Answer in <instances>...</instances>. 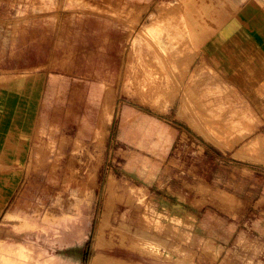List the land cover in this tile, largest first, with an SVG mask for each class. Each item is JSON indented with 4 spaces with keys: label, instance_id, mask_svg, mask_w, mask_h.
<instances>
[{
    "label": "crops",
    "instance_id": "0c3cea01",
    "mask_svg": "<svg viewBox=\"0 0 264 264\" xmlns=\"http://www.w3.org/2000/svg\"><path fill=\"white\" fill-rule=\"evenodd\" d=\"M108 1L121 2L127 8L173 2L0 0V72L5 77L0 85V264L7 258L16 264H71L70 235L59 238L56 234L61 229L70 232L72 216L78 218L74 228L80 235L90 232V204L76 198L80 206L73 211L70 201L75 198L68 202L56 198L54 171L47 166L39 170V158L32 150L39 136L47 139L55 129L70 141L69 146L72 141L93 138L102 129L109 137L114 118L112 115L110 123L104 119L106 96L113 98L118 91L120 38L129 32V26L82 5L97 3L102 9ZM180 2L188 4L193 45L204 51L207 65L218 71L224 82L239 89L245 108L256 117L255 136L264 137V0ZM204 5L208 14L205 27ZM216 8L223 16L215 24ZM56 113L62 115L57 122ZM125 113L127 118L135 114L130 106ZM130 118L122 124V132L127 131L122 133L127 135L121 138L122 144L138 145L135 140L142 142L150 131L144 144L156 136L170 151L175 146L180 152L167 155L162 167L176 164L180 170L174 177L188 182L182 165L191 160L192 179L222 190L234 203L222 208L201 203L183 187L160 192L156 187L159 170L145 156L122 162L114 157L106 173L115 176L116 194L124 201L114 203L116 230L96 235L94 247L113 254L123 252L115 257L123 264H264L263 160L239 159L245 170L238 172V188H232L227 186L225 174L215 171L214 144L207 142L206 153L183 154L182 141L171 136L173 128L160 129L165 133L156 135V129L132 123ZM219 153L225 157V152ZM124 178L125 187L120 186ZM124 228L130 229L128 234L122 233ZM140 228L157 231L142 236ZM108 242L114 245H100Z\"/></svg>",
    "mask_w": 264,
    "mask_h": 264
},
{
    "label": "rangeland",
    "instance_id": "374dc122",
    "mask_svg": "<svg viewBox=\"0 0 264 264\" xmlns=\"http://www.w3.org/2000/svg\"><path fill=\"white\" fill-rule=\"evenodd\" d=\"M172 1L128 8L121 2L108 1L107 7L102 9L96 7L97 3L82 4L88 11L97 10L127 24L129 32L120 38L122 46L119 62L122 67L117 94H114L112 100L110 94L106 96L109 99L106 100L108 106L110 100L115 102L112 108L113 128L109 137L107 130L102 129L93 138L72 141L69 146L70 141L55 129L47 139L39 136L32 150L39 158V170H45L47 166V169L54 171L56 198H66L67 202L68 199L75 198L70 201L73 211L79 209L78 198L85 199L90 204L87 215L92 222L90 226L87 223V230L90 232L85 237L79 234V229L74 228L78 218L73 216L70 232L61 229L56 234L59 238L70 235L71 264H91L92 261L93 264H123L115 259L123 252L113 254L94 247L96 235H109L116 230L112 222L114 203L124 201L123 196L116 194L118 181L115 176L111 172L106 173L111 167V158L116 157V162H122L121 160L136 159L139 155L145 156L159 170L156 187L160 192L183 187L200 199L201 203H214L221 208L234 203L233 198L222 190L201 179H192L191 160H186L182 165L188 182L182 183L174 177L175 171L180 170L176 164H170L168 168L162 167V160L167 155L171 157L180 152L175 150V146L170 151L169 147L163 145L164 140L160 141L156 136L148 141V145L144 144L150 131L143 135L142 142L135 140L138 145L131 147L122 144L121 138L127 137L124 135L127 131L122 132L125 128L122 124L130 117L133 119L132 123H139L141 126L148 124L147 128L156 129V135L164 134L165 131L161 130L165 127L173 128L171 136L182 141L183 154H194L197 150L206 153L207 142L214 144L215 171L225 174L227 186L232 188H238V172L245 170L239 159L264 162V137L255 136L254 132L258 124L256 117L251 113L252 110L245 108L239 89L224 82L222 75L207 65L204 51L193 45L188 4H181L180 0L177 3ZM112 4L120 8H112ZM181 13L185 14V19ZM201 14L204 16L202 23L205 27L208 16L206 5ZM213 16L215 24L218 19L221 21V9L216 8ZM152 23L156 24L155 29H151ZM7 38L12 41L11 36ZM3 73L0 72V75ZM1 76L0 85L5 81V77ZM128 106L134 109L135 114L127 118L125 110ZM55 115L56 122L62 118L61 114ZM129 137L131 138L130 135ZM219 148L225 152V157L219 153ZM246 170L249 171L250 168ZM121 185H128L125 178ZM59 192L64 194H58ZM140 229L142 236L150 235L153 229L157 231V228L146 232H143L144 228ZM129 231L124 228L122 233L128 234ZM104 239L102 242H107ZM100 245L106 248L114 244L108 242ZM151 245L156 248L155 243ZM94 255L98 257L97 260V257L93 258ZM3 263L16 264V261L7 258Z\"/></svg>",
    "mask_w": 264,
    "mask_h": 264
},
{
    "label": "bare ground",
    "instance_id": "6f19581e",
    "mask_svg": "<svg viewBox=\"0 0 264 264\" xmlns=\"http://www.w3.org/2000/svg\"><path fill=\"white\" fill-rule=\"evenodd\" d=\"M182 14V16H183V18L185 19V14L184 13H181ZM151 29H155V27H156V24L155 23H152L151 24ZM180 49V48H179ZM187 60V59H186ZM111 98V97H110ZM108 99V98H107ZM106 99V100H107ZM113 98H111V100H112ZM109 100V99H108ZM110 100V102H109V106H108V104H107V106L105 107V116H104V119H106V121H108L109 123L111 122V121H113L112 120V109H110L111 107L110 106H113V105H111V103H114L113 101H111ZM107 102V101H106ZM103 111V110H102ZM102 116V115H101ZM101 123V122H100ZM104 123H102L101 125H103ZM96 126H97V124H96ZM152 127V126H151ZM96 128V127H95ZM105 128V127H104ZM99 132V131H98ZM149 134H151L150 132H149ZM148 134V135H149ZM147 135V136H148ZM144 137H146V136H144ZM130 138V137H129ZM144 140V139H143ZM242 153V152H241ZM27 250V249H26ZM25 253V252H24ZM28 253V252H27ZM26 254V253H25ZM28 255V254H27ZM20 263V262H19ZM94 263V261H92V263L91 264H93Z\"/></svg>",
    "mask_w": 264,
    "mask_h": 264
}]
</instances>
